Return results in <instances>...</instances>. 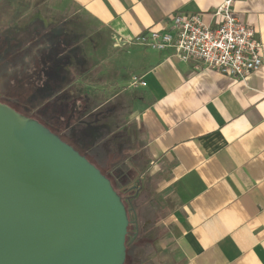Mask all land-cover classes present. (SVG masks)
<instances>
[{
    "label": "crops",
    "instance_id": "obj_1",
    "mask_svg": "<svg viewBox=\"0 0 264 264\" xmlns=\"http://www.w3.org/2000/svg\"><path fill=\"white\" fill-rule=\"evenodd\" d=\"M1 4L9 9L1 35L20 28L29 15V23L47 26L80 14L118 42L121 49L112 58L124 74L118 84L138 78L144 96L136 122L161 211L159 223L147 220L164 229V264H264V61L258 71L235 79L196 61L181 62L173 49L137 43L152 32L173 33L172 18L179 14L217 26L222 0ZM233 11L264 45V0H236Z\"/></svg>",
    "mask_w": 264,
    "mask_h": 264
},
{
    "label": "water",
    "instance_id": "obj_2",
    "mask_svg": "<svg viewBox=\"0 0 264 264\" xmlns=\"http://www.w3.org/2000/svg\"><path fill=\"white\" fill-rule=\"evenodd\" d=\"M130 212L87 158L0 102V264H126Z\"/></svg>",
    "mask_w": 264,
    "mask_h": 264
},
{
    "label": "rangeland",
    "instance_id": "obj_3",
    "mask_svg": "<svg viewBox=\"0 0 264 264\" xmlns=\"http://www.w3.org/2000/svg\"><path fill=\"white\" fill-rule=\"evenodd\" d=\"M31 18V15L27 16L19 24L20 28L9 29L0 36V95L2 89L9 86L5 73L10 70V63L20 59L39 35L47 33L52 41L49 48L56 47L62 58L58 65L52 63L51 67L57 68L55 72L60 76L57 83L63 85V90L58 97H49L45 93L36 96L31 103L22 105L23 110H30L35 119L55 128L60 135L70 131V138L85 149L101 169L62 140L87 158L105 177L110 176L119 185L128 179L129 187L137 186L139 182L140 187L138 185L128 196L139 194L135 205L143 241L127 255L126 264L166 263L164 257H160L164 229H156L148 222L150 218L159 223L161 211L158 197L151 191L155 184L149 176L150 164L144 156L143 137L136 122L138 107L144 105V96L134 77L129 85L118 84L117 79L124 74L112 58L118 55L121 47L106 29L80 14L50 21L47 26L35 20L29 23ZM41 102L43 105L37 107ZM141 208L145 211L140 215ZM130 230L134 232L133 227ZM144 240L149 241L144 243Z\"/></svg>",
    "mask_w": 264,
    "mask_h": 264
},
{
    "label": "built area",
    "instance_id": "obj_4",
    "mask_svg": "<svg viewBox=\"0 0 264 264\" xmlns=\"http://www.w3.org/2000/svg\"><path fill=\"white\" fill-rule=\"evenodd\" d=\"M235 1L222 0L215 13L219 20L215 27L205 25L200 16L179 14L172 18L173 33L152 32L137 38V43L156 51L173 49L181 62L196 61L207 70L245 79L263 66L264 45L255 29L234 15ZM135 81L139 85V80Z\"/></svg>",
    "mask_w": 264,
    "mask_h": 264
},
{
    "label": "trees",
    "instance_id": "obj_5",
    "mask_svg": "<svg viewBox=\"0 0 264 264\" xmlns=\"http://www.w3.org/2000/svg\"><path fill=\"white\" fill-rule=\"evenodd\" d=\"M7 16H9V9L1 4L0 26L2 24V19ZM51 43L52 41L48 37L47 33L39 35L36 40L32 41L30 47L26 48L23 51L20 59H15L10 63V70L5 73V77H7L6 79L9 80V86L2 89L0 102L9 105L17 112L32 119L35 118L31 115V111L27 109L26 112L25 110H23L22 105L31 103V100L36 99V96H44V93L46 95L48 94V96L51 95V97H58L63 90V85L57 83L59 81L58 77H60L55 72L57 68L51 67L52 63H56V65H58L59 60H62V58L61 55L59 56L56 47L49 48ZM42 105L43 102L39 103L36 106L40 107ZM35 120L40 122L42 125L45 124L47 126L46 128H50L53 133L55 132L56 135H58L61 139L70 143V145L74 146L76 150L82 152L85 156L88 157V159L93 161L90 154H87L85 152V149H82V147L78 145V143L70 138V136L72 135L70 131H67L63 135H60L58 130H56L55 128L50 127L49 125L38 119ZM94 163L100 168V166L96 162ZM107 177L111 181L114 189L122 198L126 206V198L132 197L128 195L138 187H129L130 182L128 179H125L124 181L122 180L121 185H119L114 179H111L110 176L107 175ZM120 188L123 189V192L120 191ZM135 196L136 195H134L133 197ZM142 241L143 240L140 238V235L132 243L131 239H128L127 255L131 254L133 249L139 247ZM148 241L144 240V243ZM149 243L152 244L153 242L151 241Z\"/></svg>",
    "mask_w": 264,
    "mask_h": 264
},
{
    "label": "flooded vegetation",
    "instance_id": "obj_6",
    "mask_svg": "<svg viewBox=\"0 0 264 264\" xmlns=\"http://www.w3.org/2000/svg\"><path fill=\"white\" fill-rule=\"evenodd\" d=\"M2 103V102H1ZM3 104H5V103H3ZM5 105H7V104H5ZM9 106V105H8ZM10 107V106H9ZM139 185V183H137V186ZM136 186V187H137ZM138 187H140V185L138 186ZM139 190H140V188H139ZM139 196V194H136V196L135 197H128V198H126V203H127V208H128V210H130L131 212H130V214H129V216H130V220L132 221V223H131V225H130V227H129V235H128V237H127V242H128V239H131V241L133 240V238H134V236H135V234L136 233H138V235H137V237L135 238V240L139 237V235H140V225H139V214H138V210H137V208H136V205H135V199L137 198ZM145 211V209L143 210V208H141V212H140V215L141 214H143V212ZM136 216H137V218H136ZM137 219V226L134 224V221ZM131 227H133L134 228V232L133 233H131L130 231V228Z\"/></svg>",
    "mask_w": 264,
    "mask_h": 264
}]
</instances>
